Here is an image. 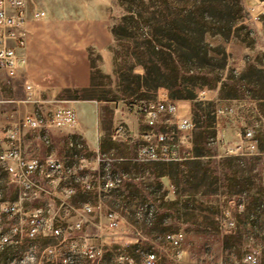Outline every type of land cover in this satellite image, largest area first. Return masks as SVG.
<instances>
[{
  "label": "rangeland",
  "instance_id": "rangeland-1",
  "mask_svg": "<svg viewBox=\"0 0 264 264\" xmlns=\"http://www.w3.org/2000/svg\"><path fill=\"white\" fill-rule=\"evenodd\" d=\"M35 2L53 19L92 6L113 43L104 56L90 50L91 87L41 91L28 108L24 75H0V150L35 114L41 125L21 128L23 156L63 166L0 214V264H143L152 252L155 264H249L251 254L264 264V0ZM159 91L178 106L165 123L115 112ZM61 106L76 111V129L52 124ZM184 116L195 126L178 136ZM148 132L169 138L167 156ZM149 146L158 159H145ZM18 195L0 163V207ZM14 224L41 236L18 238Z\"/></svg>",
  "mask_w": 264,
  "mask_h": 264
},
{
  "label": "built area",
  "instance_id": "built-area-1",
  "mask_svg": "<svg viewBox=\"0 0 264 264\" xmlns=\"http://www.w3.org/2000/svg\"><path fill=\"white\" fill-rule=\"evenodd\" d=\"M47 17V12L40 7L35 0H0V75L11 79L17 78L27 67L28 59L26 54L27 40L29 36L28 25L30 22L44 20ZM26 99L22 102L26 108L31 102L40 101L41 91L28 80L25 81ZM121 101L115 107V112L135 116L150 128H154L159 123H164V119L177 116L178 106L176 101L171 99L166 92L159 91L154 99L140 100L133 103H124V111H121ZM42 121L38 120L35 114L33 117L26 116L24 122L14 124V130L10 131L11 148L7 152L0 150V163L4 165L7 175L12 183L18 189V199L13 202H8L7 207H0V214L11 213L17 211V207L22 208V202L28 192L44 190L38 185L34 177L38 174H44L46 178L51 177L50 170L59 172L63 166L59 162L48 159L46 163H41L38 160H26L22 152L21 128L31 124L32 126L41 125ZM52 124L55 126H66L69 128H77V113L73 108L61 106L53 114ZM194 122L191 118L183 117L177 122V135H191L194 129ZM126 126L124 122H120L115 128L114 139L124 136ZM246 136L253 137L252 132H247ZM146 139L155 137L160 141L162 155H168V145L166 140L169 139L164 133L156 134L148 132L144 136ZM252 149L256 146L253 144ZM145 159H158L160 152H157L154 147L149 146L143 149ZM254 154V153H250ZM163 159V158H161ZM164 159H168L167 157ZM58 170V171H57ZM74 192V189H70ZM6 203V202H4ZM11 230L16 231V235L20 234L21 238L24 235L27 237L31 234L33 238L41 236L31 232L29 226L21 224L14 225ZM38 233V232H37ZM58 233V232H57ZM168 239L171 243L178 244L182 235H169ZM12 241L3 237L2 245L11 243ZM157 256L155 253H148L143 258V264H155ZM249 264H258L254 255H249L246 259Z\"/></svg>",
  "mask_w": 264,
  "mask_h": 264
},
{
  "label": "crops",
  "instance_id": "crops-1",
  "mask_svg": "<svg viewBox=\"0 0 264 264\" xmlns=\"http://www.w3.org/2000/svg\"><path fill=\"white\" fill-rule=\"evenodd\" d=\"M94 10L89 5L80 17L53 19L47 15L29 23L28 64L21 73L25 81L40 91L52 92L91 86L90 50L104 56L113 43L109 19L97 16Z\"/></svg>",
  "mask_w": 264,
  "mask_h": 264
},
{
  "label": "trees",
  "instance_id": "trees-1",
  "mask_svg": "<svg viewBox=\"0 0 264 264\" xmlns=\"http://www.w3.org/2000/svg\"><path fill=\"white\" fill-rule=\"evenodd\" d=\"M92 85V84H91ZM152 85V84H151ZM151 85L149 84V87H151ZM91 87V86H90ZM89 88V87H88ZM88 88H85V89H88ZM14 225H16V224H14ZM12 229V228H11ZM17 236H18V238H21V235L20 234H17ZM27 238V236L26 235H24L23 236V238ZM38 237H40V236H38ZM38 237H36L35 239H37ZM31 241V240H30ZM2 247H10V246H8L7 244L6 245H4V246H2Z\"/></svg>",
  "mask_w": 264,
  "mask_h": 264
}]
</instances>
